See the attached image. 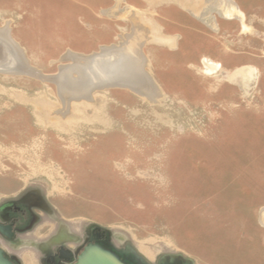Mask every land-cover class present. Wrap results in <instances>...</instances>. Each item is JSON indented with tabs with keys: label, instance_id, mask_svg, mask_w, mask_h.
<instances>
[{
	"label": "rangeland",
	"instance_id": "1",
	"mask_svg": "<svg viewBox=\"0 0 264 264\" xmlns=\"http://www.w3.org/2000/svg\"><path fill=\"white\" fill-rule=\"evenodd\" d=\"M210 1L0 0V27L38 71L0 72V206L44 201L3 245L19 264L89 222L150 264H264V0H232L241 18ZM129 33L152 95L109 84L66 105L45 77Z\"/></svg>",
	"mask_w": 264,
	"mask_h": 264
},
{
	"label": "bare ground",
	"instance_id": "2",
	"mask_svg": "<svg viewBox=\"0 0 264 264\" xmlns=\"http://www.w3.org/2000/svg\"><path fill=\"white\" fill-rule=\"evenodd\" d=\"M220 1L223 6L221 7L223 11L217 6L220 14L226 18H241L242 15L238 13L232 0ZM8 27L4 25L0 27V72L22 71L35 74L38 71L28 65L22 48L20 49L10 35ZM142 44L143 41L133 38V35L129 33L118 44L102 45L97 52L91 54L69 52L70 57L74 59V64L59 66L64 68L60 76L59 90L67 95V99L64 98L66 105L70 102L69 98H90L96 85L94 80L96 77L104 85H124L135 92L152 95L149 91H154V83L144 69L146 61L141 53ZM203 62L206 70L214 68V65L218 66L206 58ZM240 75L242 76V72ZM259 221L264 225V207L259 211Z\"/></svg>",
	"mask_w": 264,
	"mask_h": 264
},
{
	"label": "flooded vegetation",
	"instance_id": "3",
	"mask_svg": "<svg viewBox=\"0 0 264 264\" xmlns=\"http://www.w3.org/2000/svg\"><path fill=\"white\" fill-rule=\"evenodd\" d=\"M44 201L41 196L33 191L26 193L24 196H21L18 199L10 200L0 206V222L4 224L10 225L12 237L8 239L7 237L0 234V244L3 241L6 245H13V242L17 241V238L21 237V233H23L26 229L30 228L35 222L38 220H42V215L37 211L38 209L43 210ZM79 237V234H77ZM72 237L67 234V231L64 229H60L59 235L54 239L44 242L41 247L48 248L47 251H42L39 256V260L42 264H56L61 258L58 253V248L63 246L65 249L70 251L76 250L78 248H82L85 244H87L90 239L93 242H98L101 245H107L108 236L106 233H102L101 231L95 229H91L90 233L87 234L86 227L83 230V233L80 235L77 243L71 245L69 242L72 241ZM75 240V239H73ZM60 244H53L59 243ZM118 249H122L124 247H118ZM40 246L38 245V248ZM6 251V250H5ZM8 255H14L12 252ZM123 260H125L128 264H141L130 252H118ZM165 264H178L177 262H165Z\"/></svg>",
	"mask_w": 264,
	"mask_h": 264
},
{
	"label": "water",
	"instance_id": "4",
	"mask_svg": "<svg viewBox=\"0 0 264 264\" xmlns=\"http://www.w3.org/2000/svg\"><path fill=\"white\" fill-rule=\"evenodd\" d=\"M63 71L64 68H60L57 74L45 78L55 82L59 86L61 81L60 76L62 75ZM94 80L96 81V85L94 84V89L109 86L101 84V81L99 82L97 77ZM91 229H97L102 233H106L108 236L107 245H101L98 242H93L92 239H90V241L82 246V248L80 247L73 251L65 249L63 246H61L58 248V253L61 260L56 264H128L121 258L120 254L118 253L119 251L130 252L141 264H150L130 245H126L124 248L118 249L111 239V231L108 228L95 222H89L86 225L87 234L90 233ZM0 234L10 239L12 237L10 225L0 222ZM53 244H60V242ZM175 261H178V264H195L192 259L186 258L179 253L165 254L160 257L157 264H165V262L173 263ZM0 264H19V262L15 255H8L6 251L0 246Z\"/></svg>",
	"mask_w": 264,
	"mask_h": 264
},
{
	"label": "crops",
	"instance_id": "5",
	"mask_svg": "<svg viewBox=\"0 0 264 264\" xmlns=\"http://www.w3.org/2000/svg\"><path fill=\"white\" fill-rule=\"evenodd\" d=\"M112 5H113V4H109V0H104V10H108L109 7H112ZM3 245L5 246V243L2 241L1 244H0V246H1L4 250H6V249L3 247Z\"/></svg>",
	"mask_w": 264,
	"mask_h": 264
}]
</instances>
